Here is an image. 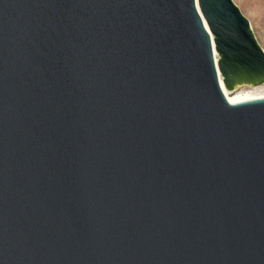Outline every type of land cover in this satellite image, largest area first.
<instances>
[{
	"label": "water",
	"instance_id": "95a60500",
	"mask_svg": "<svg viewBox=\"0 0 264 264\" xmlns=\"http://www.w3.org/2000/svg\"><path fill=\"white\" fill-rule=\"evenodd\" d=\"M262 83L233 0H0V264H264Z\"/></svg>",
	"mask_w": 264,
	"mask_h": 264
},
{
	"label": "rangeland",
	"instance_id": "374dc122",
	"mask_svg": "<svg viewBox=\"0 0 264 264\" xmlns=\"http://www.w3.org/2000/svg\"><path fill=\"white\" fill-rule=\"evenodd\" d=\"M233 2L248 19L257 42L264 50V0H233ZM262 84L264 87V83Z\"/></svg>",
	"mask_w": 264,
	"mask_h": 264
},
{
	"label": "bare ground",
	"instance_id": "6f19581e",
	"mask_svg": "<svg viewBox=\"0 0 264 264\" xmlns=\"http://www.w3.org/2000/svg\"><path fill=\"white\" fill-rule=\"evenodd\" d=\"M263 85V84H262ZM261 84L255 86H244L234 91L224 89V94L229 103L234 104L247 100L264 97V87Z\"/></svg>",
	"mask_w": 264,
	"mask_h": 264
}]
</instances>
